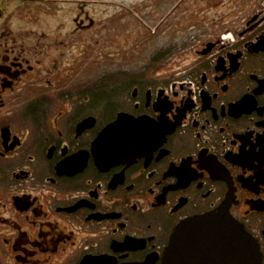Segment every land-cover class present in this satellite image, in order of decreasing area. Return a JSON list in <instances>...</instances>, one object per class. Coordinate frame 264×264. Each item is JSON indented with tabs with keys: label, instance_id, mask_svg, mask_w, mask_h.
<instances>
[{
	"label": "flooded vegetation",
	"instance_id": "1",
	"mask_svg": "<svg viewBox=\"0 0 264 264\" xmlns=\"http://www.w3.org/2000/svg\"><path fill=\"white\" fill-rule=\"evenodd\" d=\"M96 1L0 0V264H264V0Z\"/></svg>",
	"mask_w": 264,
	"mask_h": 264
},
{
	"label": "water",
	"instance_id": "2",
	"mask_svg": "<svg viewBox=\"0 0 264 264\" xmlns=\"http://www.w3.org/2000/svg\"><path fill=\"white\" fill-rule=\"evenodd\" d=\"M186 226L201 227L220 226L222 241L225 240L226 257L224 264H258L254 244L243 227L236 223L227 213L219 211L192 217L183 222ZM223 249V246H222ZM172 244L169 243L163 264H171Z\"/></svg>",
	"mask_w": 264,
	"mask_h": 264
},
{
	"label": "rangeland",
	"instance_id": "3",
	"mask_svg": "<svg viewBox=\"0 0 264 264\" xmlns=\"http://www.w3.org/2000/svg\"><path fill=\"white\" fill-rule=\"evenodd\" d=\"M99 6L104 7V9H108L110 11H117L119 14L128 17L131 20L133 13L132 11L138 12L134 5L131 6L128 0H98L96 1ZM96 3V4H97ZM93 5V4H91Z\"/></svg>",
	"mask_w": 264,
	"mask_h": 264
}]
</instances>
